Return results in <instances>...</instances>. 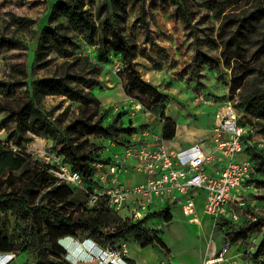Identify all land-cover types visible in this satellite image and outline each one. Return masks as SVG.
I'll use <instances>...</instances> for the list:
<instances>
[{
    "label": "rangeland",
    "instance_id": "1",
    "mask_svg": "<svg viewBox=\"0 0 264 264\" xmlns=\"http://www.w3.org/2000/svg\"><path fill=\"white\" fill-rule=\"evenodd\" d=\"M55 1L0 0V36L20 43L16 48H0V81L9 84L0 86V141L24 159L19 169L0 173V193H14L27 199L29 206L44 205L68 216H75L82 209L105 208L102 198L92 199L93 185L57 182L52 170L65 165L66 160L59 153L60 146L49 134L33 133L27 126H17L16 112L22 102L31 97L33 82L49 76L70 73L92 79L94 83L91 85L77 82L76 86L94 101L90 105L97 107L98 114L94 120L107 124L117 114H122L118 121L122 128L118 141L87 136L104 160L120 158L121 147L132 141L145 143L162 137L165 119L174 132L173 138L165 140L166 144L179 147L197 142L208 149L206 144L212 136L214 113L217 106L226 101L240 110L245 124L254 127V135L250 138L254 146L264 142L259 141L264 140V114L244 109L245 103L264 88V49L259 47L264 38L259 32L250 31L240 37L236 48L233 44L226 48L229 55L235 50L242 54V61L234 58L226 61L222 55L223 41L234 28L227 19L247 13L264 4V0H126L122 33L132 46L129 56H134L131 60L133 68L154 93H140L130 86L128 64L123 54H117L108 46L102 61L98 44L89 43L82 31L70 28L62 16L50 20V7ZM104 2L109 3L110 0H94L85 7L96 18L98 6ZM49 25H61V30L78 47L70 48L67 57L54 50L47 52L41 66L35 67L36 38L38 32ZM246 67L253 71L244 75L239 88L231 89L232 76H242ZM35 103L42 114L62 131L78 116L84 99L77 95L47 94ZM129 130L131 135L127 134ZM240 155L244 158L251 156L249 147ZM122 166L119 179L131 181V173L135 171L133 162L125 159ZM246 184L240 192L242 205L230 204L228 208L236 219H226L224 225L223 220H219L215 226H207L203 215V225L188 223L177 205L168 207L169 222H164V214L160 212L165 208H156L153 211L158 210L157 213L149 211L143 215L138 221L154 229L165 244L167 253L150 246L154 252L150 249L140 253L146 260L140 264H160V260L165 264H198L206 248L210 253L215 252L244 225L259 219L260 225L247 235V240L260 242L264 235V165L258 170L257 177ZM116 214L121 220L130 218V210L127 209ZM0 218L10 251L16 253L9 264H39L55 260L48 251L54 239L72 262L86 256L88 248L85 241L97 244L82 227L74 228L72 235L60 238V233L70 230L68 227L41 215L32 217L18 200L0 207ZM35 226L39 230L37 241L33 240ZM114 228L113 223L103 225L105 232L110 233ZM65 241L77 244L68 248ZM120 242L127 246L128 242L134 241ZM245 244L240 243V246ZM99 247L118 251V246ZM234 249L235 244H232L230 252ZM92 264H97V261Z\"/></svg>",
    "mask_w": 264,
    "mask_h": 264
},
{
    "label": "trees",
    "instance_id": "2",
    "mask_svg": "<svg viewBox=\"0 0 264 264\" xmlns=\"http://www.w3.org/2000/svg\"><path fill=\"white\" fill-rule=\"evenodd\" d=\"M93 1L56 0L50 7L49 19L55 20L58 16H62L66 19L70 28L82 31L89 43L98 44L99 59L102 61L105 59L108 46L110 49L116 51L117 54H123L128 64L127 69L130 74L128 81L130 86L140 93H154L153 88L141 80L138 72L133 68L131 60L134 56H129L132 46L122 33L126 0L104 2L98 6L96 18L93 17L91 10L85 7L87 3H92ZM227 21L234 24V28L226 40L223 41L224 49L222 55L226 61L230 58L242 61L244 60L242 54L235 50L232 52V55H229L226 53V48L230 44H233L236 48L239 45L240 37L250 31L259 32L261 37L264 38V4H260L242 15L229 17ZM225 24L226 22L222 24L221 28ZM19 45L18 40L0 36V48L2 49H12ZM72 47L76 48L78 46L69 35L61 30V25L45 26L38 32L36 38L33 65L40 67V63L46 53L52 50L62 57H67ZM259 47L260 49H264V43H261ZM252 71L251 67H246L242 72V76L233 75L230 83L231 89L239 88L242 85L244 75ZM262 75H264V72H262ZM77 82H83L86 85L94 83L92 79L70 73H66L63 76L44 77L33 82L31 97L25 99L16 112V123L18 127L27 126L33 133L41 132L49 134L55 143L60 146L59 153L65 158L66 164L72 170L79 173L84 184L94 186L96 182L94 180L93 164L96 162L107 163L108 160L100 157L97 151L98 148L89 142L87 136H101L109 140L118 141V133L122 129L118 121L121 119L122 114H117L107 124L94 120L98 114L97 107L90 106L94 101L82 94V90L76 86ZM8 85L7 82L0 81V86ZM47 94L77 95L82 96L84 99V106L81 107L78 116L66 125L62 131L58 130L53 122L44 116L36 106V100L41 99ZM244 109L256 114H264V88L257 91L245 103ZM237 111L239 113V122L244 124L240 117V110L237 109ZM169 123L165 119V125L162 130L163 140H169L174 136L173 130L169 128ZM127 134L131 135V130ZM249 149L251 152L249 158L254 163L256 161L255 169L258 174V170L264 165V150H258L251 146ZM23 163L24 159L18 153L0 141V173L19 169ZM16 200L26 207V212L32 215V217L41 215L53 223L68 227L70 230L60 233V238L72 235L74 228L82 227L88 231L89 237L101 247L106 245L119 246L121 245V240H132L137 242L141 247L152 246L167 253L165 244L155 233L154 229L144 226L141 221L121 220L115 212L107 209L104 205L105 208L101 210L82 209L75 216H68L44 205L29 206L27 199L14 193H0V207H5ZM169 211L168 207L160 210L164 214V222L171 221ZM157 212L158 210L151 213ZM107 223L115 225L114 230L110 233L103 230V225ZM224 223H226V220H223L222 224L224 225ZM260 223L261 220L259 219L244 225L245 227L237 231L232 238L228 239V242L232 245L237 241L246 240L247 235L257 228ZM5 235L6 230L0 218V253L11 252V246L7 243ZM38 235L39 230L35 226L33 227L34 241L38 240ZM48 251L55 260H45L38 262L39 264H92L97 261L96 259L78 260L75 262L68 260L65 250L56 244V239H54ZM251 260L253 264H264V235H262V239L258 242ZM129 262L133 264L131 261Z\"/></svg>",
    "mask_w": 264,
    "mask_h": 264
},
{
    "label": "built area",
    "instance_id": "3",
    "mask_svg": "<svg viewBox=\"0 0 264 264\" xmlns=\"http://www.w3.org/2000/svg\"><path fill=\"white\" fill-rule=\"evenodd\" d=\"M253 128L251 124L240 123L236 107L226 101L219 104L214 113L211 127L212 156H207L198 145L178 151L169 150L162 137L145 143L132 141L121 148L120 158L107 162H112L108 167L109 175H100L99 171L107 163L93 164L96 184L92 199L97 201L102 198L103 205L115 213L122 209L130 210L129 220L133 222L149 211L170 204L180 205L181 213L189 221H196L194 194L202 191V211L210 219L211 226H215L219 220H235L236 215L231 214L229 205H242L241 190L258 175L255 163L249 157L241 160L235 158L246 147L264 150V142L254 146L250 139L254 135ZM212 157L226 159L224 167L215 176L209 175L204 168ZM125 159L135 162L136 171L143 176L142 181L126 183L119 179L118 174ZM52 173L58 183L79 185L82 182L79 173L66 163L57 170H52ZM88 241L89 249L85 250L86 256L81 260L96 259L97 264H131L127 259L125 244L119 245L118 251H113L108 247L102 249L93 241ZM243 242L246 244L240 246ZM78 245L82 244L79 242ZM235 246L238 249L234 254L230 253L231 244L228 240L213 253L206 248L199 264H253L251 257L258 242L246 239L237 241ZM98 247L103 251L104 257L92 253L91 250ZM15 257L16 253L13 251L0 253L1 264H9Z\"/></svg>",
    "mask_w": 264,
    "mask_h": 264
},
{
    "label": "crops",
    "instance_id": "4",
    "mask_svg": "<svg viewBox=\"0 0 264 264\" xmlns=\"http://www.w3.org/2000/svg\"><path fill=\"white\" fill-rule=\"evenodd\" d=\"M212 124H213V122H212ZM212 124H211V127H212ZM150 141L152 142L153 140H150ZM164 144H165V146L169 150H173V151H178V150H181V149L186 148V147H190V146H193V145H198L207 156L208 155L209 156L210 155L211 156L213 155L212 138H210L209 144H206V145H209V148L208 149L205 147V145L199 144L197 142L191 143V144H186L184 146H179V147L178 146H173L171 144L168 145V144H166V141H164ZM240 154H238L236 156V158L238 157L237 160L244 159V157H242ZM131 161L133 162V166H134V169H135V162L133 160H131ZM225 163H226V159H223V158L222 159H217L215 157H212L211 160L204 165V168H205L206 172L209 175L215 176L224 167ZM109 164H112V162L107 163V164H104L103 167L100 168V170H99L100 171V175L103 174V173L109 175V171H108ZM122 169H123V166L121 165V169H120V172L118 174V177L119 176L120 177L122 176ZM131 178H132L131 181H125V180H123V181L126 182V183L127 182L128 183L129 182L134 183V182H139V181H142L143 180V176L140 173H138L136 171V169H135V171H133L131 173ZM194 197H195V200H196V217L197 218H196V221H189L188 220V223H193V224H196V225H199V226L203 225V219H202V215H203L207 219V222H208V225L207 226H211L210 219L202 211V206H203V201H204V192H202V191L197 192V193L194 194ZM172 205H177L180 208V205H178V204H170L169 206H163V207H160L158 209L170 207ZM180 211H181V208H180ZM187 219H188V217H187ZM202 230H203V233L206 234V231H205L204 227L202 228ZM86 245H88V244L86 243ZM126 249H127V259H128V261H131L134 264H140L141 262L146 261L141 256L140 253L145 252V251L150 250V249H151V252H154V250L152 249V247H150V246L141 247L137 242H128L127 243V246H126ZM236 249H238V246H235V249L233 251H231L230 253L231 254H234L235 251H236ZM1 263H2V261H0V264ZM165 263L166 262L160 260V264H165Z\"/></svg>",
    "mask_w": 264,
    "mask_h": 264
},
{
    "label": "bare ground",
    "instance_id": "5",
    "mask_svg": "<svg viewBox=\"0 0 264 264\" xmlns=\"http://www.w3.org/2000/svg\"><path fill=\"white\" fill-rule=\"evenodd\" d=\"M86 243L88 244V245H86V248L89 249V246H90L89 241L86 242ZM74 244H77V243L72 242V241H65L64 242L65 247H68V248L72 247ZM91 251L96 256H100V257H104L105 256L103 251L99 247H98V249H94V250H91Z\"/></svg>",
    "mask_w": 264,
    "mask_h": 264
}]
</instances>
